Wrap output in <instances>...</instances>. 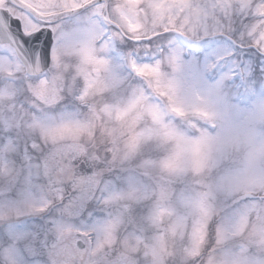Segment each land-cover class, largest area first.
Here are the masks:
<instances>
[{"label": "snow or ice", "instance_id": "obj_1", "mask_svg": "<svg viewBox=\"0 0 264 264\" xmlns=\"http://www.w3.org/2000/svg\"><path fill=\"white\" fill-rule=\"evenodd\" d=\"M0 264H264V0H0Z\"/></svg>", "mask_w": 264, "mask_h": 264}]
</instances>
